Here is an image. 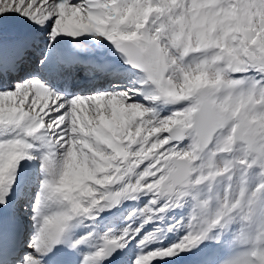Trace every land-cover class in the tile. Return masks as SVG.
Here are the masks:
<instances>
[{"label": "snow or ice", "instance_id": "obj_1", "mask_svg": "<svg viewBox=\"0 0 264 264\" xmlns=\"http://www.w3.org/2000/svg\"><path fill=\"white\" fill-rule=\"evenodd\" d=\"M0 264H264V0H0Z\"/></svg>", "mask_w": 264, "mask_h": 264}]
</instances>
